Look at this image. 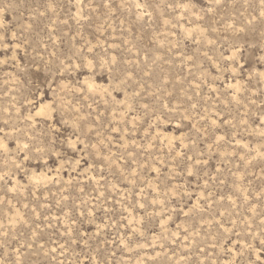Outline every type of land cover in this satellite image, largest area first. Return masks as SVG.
I'll return each instance as SVG.
<instances>
[{
	"label": "rangeland",
	"instance_id": "1",
	"mask_svg": "<svg viewBox=\"0 0 264 264\" xmlns=\"http://www.w3.org/2000/svg\"><path fill=\"white\" fill-rule=\"evenodd\" d=\"M0 264H264V0H0Z\"/></svg>",
	"mask_w": 264,
	"mask_h": 264
}]
</instances>
